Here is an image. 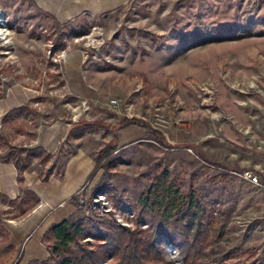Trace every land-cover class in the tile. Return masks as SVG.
<instances>
[{
  "label": "rangeland",
  "instance_id": "1",
  "mask_svg": "<svg viewBox=\"0 0 264 264\" xmlns=\"http://www.w3.org/2000/svg\"><path fill=\"white\" fill-rule=\"evenodd\" d=\"M0 15V96L11 85L28 89L35 112L0 123L9 141L33 147L27 132L39 125L99 122L61 141L45 165L34 158L40 179L79 149L93 168L113 141L107 181L117 195L136 203L148 188L170 186L197 198L211 212L205 257L235 249L228 262L264 264V192L232 173L264 165V0H0ZM123 118L148 123L167 145ZM101 172L71 196L69 218L135 228L130 205L93 191ZM6 239L0 234V264H45L20 262ZM156 242L170 264H184L165 236Z\"/></svg>",
  "mask_w": 264,
  "mask_h": 264
},
{
  "label": "trees",
  "instance_id": "2",
  "mask_svg": "<svg viewBox=\"0 0 264 264\" xmlns=\"http://www.w3.org/2000/svg\"><path fill=\"white\" fill-rule=\"evenodd\" d=\"M226 28L228 27L223 26L220 29ZM31 113L35 114L29 102H26L7 111L0 119V123L19 115L26 117ZM68 122L72 125L65 136L66 141L70 138L82 137L87 130L99 123L97 120L84 119ZM121 123L142 125L159 144L167 145L161 132L150 128L148 123L138 118H123ZM34 126L37 127L38 124L35 123ZM27 133L31 139L36 137L35 130ZM189 147L196 148L193 145ZM115 150L116 143L110 141L96 155L89 175L99 168L102 172L93 191H108L113 194L116 203L130 205L134 209L136 227H124L113 219L91 215L75 219L65 218L53 224L42 235L49 252L45 264L49 262L51 264H170L156 242L160 235L165 236L168 242L178 249L184 264H240L236 261L228 262L236 257L235 249L227 250L219 258L214 259H209L203 254L202 246H208L213 242L207 229L211 212L197 198L189 197L183 200L176 194H171L170 186L148 188L136 203L117 195L116 189L107 181L108 174L117 163ZM196 152L203 158L197 148ZM34 158H37V163L45 165L52 158V154L41 146L18 147L9 141L3 129L0 130V159L15 166L18 181H23V172L31 165ZM208 163L214 164L209 161ZM53 168H55L54 172H52ZM63 172V165L55 167L52 164L41 180L47 181L51 174L61 177ZM0 199L13 204L18 209V214L15 215L25 214L38 202L37 195L28 188L22 190V197L17 201L9 200L2 194ZM0 223L2 225L1 218ZM144 223L146 226L140 227ZM4 233H6L5 229L1 226L0 234Z\"/></svg>",
  "mask_w": 264,
  "mask_h": 264
},
{
  "label": "crops",
  "instance_id": "3",
  "mask_svg": "<svg viewBox=\"0 0 264 264\" xmlns=\"http://www.w3.org/2000/svg\"><path fill=\"white\" fill-rule=\"evenodd\" d=\"M45 5L54 7L50 3ZM60 19L69 16L67 9L58 10ZM28 89L11 85L0 97V116L10 109L27 102L31 97ZM72 123L54 121L49 125H39L32 146H41L45 151L54 153L64 140ZM86 153L81 149L66 159L61 177L52 175L42 181L33 167L23 172V181L17 180V170L11 162L0 159V194L9 200H19L22 190L28 188L38 197L30 210L23 215L13 204L0 199L2 226L7 234V245L10 250L19 253L16 257L20 262L45 261L49 252L42 240V235L53 224L68 218L75 212L73 196L88 176L93 163L88 166ZM71 198V199H69ZM62 203V205H59Z\"/></svg>",
  "mask_w": 264,
  "mask_h": 264
},
{
  "label": "built area",
  "instance_id": "4",
  "mask_svg": "<svg viewBox=\"0 0 264 264\" xmlns=\"http://www.w3.org/2000/svg\"><path fill=\"white\" fill-rule=\"evenodd\" d=\"M232 173L237 174L239 177L246 179L253 185L259 187L264 192V165L256 167H246L239 172L233 171ZM62 205V203L60 204Z\"/></svg>",
  "mask_w": 264,
  "mask_h": 264
},
{
  "label": "bare ground",
  "instance_id": "5",
  "mask_svg": "<svg viewBox=\"0 0 264 264\" xmlns=\"http://www.w3.org/2000/svg\"><path fill=\"white\" fill-rule=\"evenodd\" d=\"M2 20V16L0 15V21ZM1 25V24H0ZM0 36L2 37L3 36V30H2V27L0 26Z\"/></svg>",
  "mask_w": 264,
  "mask_h": 264
}]
</instances>
